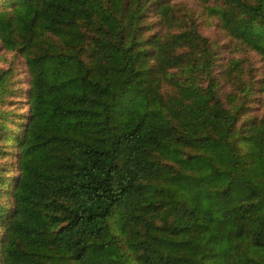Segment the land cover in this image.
I'll list each match as a JSON object with an SVG mask.
<instances>
[{
  "label": "trees",
  "instance_id": "obj_1",
  "mask_svg": "<svg viewBox=\"0 0 264 264\" xmlns=\"http://www.w3.org/2000/svg\"><path fill=\"white\" fill-rule=\"evenodd\" d=\"M199 1L264 65V0ZM174 7L0 0V264H264V68Z\"/></svg>",
  "mask_w": 264,
  "mask_h": 264
},
{
  "label": "rangeland",
  "instance_id": "obj_2",
  "mask_svg": "<svg viewBox=\"0 0 264 264\" xmlns=\"http://www.w3.org/2000/svg\"><path fill=\"white\" fill-rule=\"evenodd\" d=\"M160 2L167 3L169 5L174 4L175 9L180 12L190 13L193 16V21L197 25L198 30L208 37L211 41H214L218 45L220 51V56L222 60L221 63H225L226 59L230 57H238L248 59L249 62L255 66L258 73H261L264 65L261 61V57L254 51L244 50L241 46L234 43L230 37L223 32L219 26V21L217 18H207L204 13V5L199 0H157ZM215 4V0L210 2V5ZM173 10V9H172ZM161 17L156 13L155 5L148 7L146 10V16L143 24H150L154 27L149 31H146V35L157 31H161L164 26L167 28L165 23H162ZM149 26V25H147ZM12 68L13 80H15V86L18 90L11 96H8L6 101L1 105L3 110L9 111L13 114V118H20V120H25V116L29 114V101L26 97V93L29 89L30 75L26 65L25 58L20 55H16L15 52L6 50L0 42V68L9 69ZM261 106L264 109V94L260 97ZM259 113L263 110L259 108ZM9 118V117H8ZM13 118L10 120L13 121ZM10 121V128L13 129L14 126ZM0 144H4L0 141ZM0 161L5 164V166L10 165V158L0 157Z\"/></svg>",
  "mask_w": 264,
  "mask_h": 264
}]
</instances>
